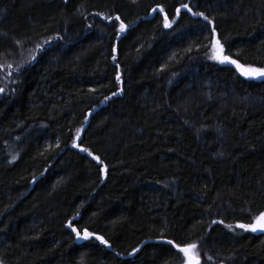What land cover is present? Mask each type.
Wrapping results in <instances>:
<instances>
[{"label": "trees", "instance_id": "16d2710c", "mask_svg": "<svg viewBox=\"0 0 264 264\" xmlns=\"http://www.w3.org/2000/svg\"><path fill=\"white\" fill-rule=\"evenodd\" d=\"M181 2L264 67V0H0V264H177L164 239L199 241L202 264H264V236L234 227L264 210V79L208 59L202 18L151 13ZM98 12L130 25L118 42Z\"/></svg>", "mask_w": 264, "mask_h": 264}, {"label": "snow or ice", "instance_id": "6c2138e0", "mask_svg": "<svg viewBox=\"0 0 264 264\" xmlns=\"http://www.w3.org/2000/svg\"><path fill=\"white\" fill-rule=\"evenodd\" d=\"M68 0H65V3H67ZM135 2V0H134ZM186 11L187 13H190L193 17H200L204 21L207 22V25H211L209 36L206 37V39L209 40L208 44V53H206L207 58L210 60H213L219 64L222 65H232L234 66L235 70L239 73V75L245 77L246 79L250 80H260L264 79V67H256L252 65L245 66V64L239 62L238 59L233 58L231 55L228 54L225 45L221 42V39L218 37L216 26L212 19L209 18L208 15L205 14L203 11H193V8L190 6V3H184L181 2L178 7L175 8V13L172 19H169L168 14L165 12V8L162 5H156L151 9V13H160L163 14V27L165 29H171L173 25L176 23V21L180 18L181 11ZM96 16L100 17L102 20H106L109 24L112 25V27L115 30V39L118 42L121 39V36L125 34L128 30L130 25L125 22V20L121 17L120 14H116L115 16L112 15H105L104 13H96ZM206 25V26H207ZM91 27V25H89ZM62 39V38H61ZM50 43V41H45V44ZM38 48L42 47L40 45H37ZM112 60L115 62L117 60L116 53L118 52L117 45H113L111 48ZM36 57L33 55L31 57V60H35ZM30 62V61H29ZM22 67V66H20ZM119 64H116V76L115 80L119 87L117 91L112 92V97H115L117 95H120L123 93V83L122 80V73L119 71ZM19 70V67L18 69ZM11 75V73H9ZM4 92L3 88H0V93ZM111 97L106 96L104 98L105 101L110 100ZM103 103V101H102ZM92 115L91 112L87 113V117H90ZM86 117V119H87ZM84 131L83 128H79L76 131V136L73 141V147H78L80 151L87 153L88 156H90L98 165H101L100 172L106 177L107 175V165L104 163V161L101 159L99 155H94L92 151H90L88 148L80 147L76 141H79L81 139V134ZM79 213H77V216ZM76 217L73 218L75 220ZM213 224H223L224 221H212ZM67 227L75 234L76 240H96L99 241L100 244L105 245L106 247H111V244L106 240L103 236L96 235L92 231H90L87 227H83L81 229H77L73 226V221H68ZM226 227L229 228V230H234L232 225H226ZM236 229L242 230V232H251V233H264V210L259 211L257 214L252 215L250 218V222L244 223V222H238L234 226ZM164 243L168 244L175 250V253L178 256V262L177 264H202V257L203 252L201 250V244L199 241H189V240H182V241H175L174 239H164ZM139 248H134L132 252L129 253V255H135L137 252H139ZM212 257L208 256L207 260H211Z\"/></svg>", "mask_w": 264, "mask_h": 264}, {"label": "water", "instance_id": "95a60500", "mask_svg": "<svg viewBox=\"0 0 264 264\" xmlns=\"http://www.w3.org/2000/svg\"><path fill=\"white\" fill-rule=\"evenodd\" d=\"M257 234H260V235H263V236H264V233H259V232H257Z\"/></svg>", "mask_w": 264, "mask_h": 264}]
</instances>
